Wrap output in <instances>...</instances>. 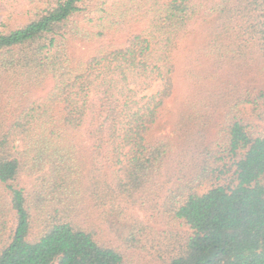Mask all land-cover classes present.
Wrapping results in <instances>:
<instances>
[{
  "label": "trees",
  "instance_id": "16d2710c",
  "mask_svg": "<svg viewBox=\"0 0 264 264\" xmlns=\"http://www.w3.org/2000/svg\"><path fill=\"white\" fill-rule=\"evenodd\" d=\"M0 17V264H121L77 218L88 196L188 226L171 264H264V0H0ZM198 33L181 79L208 87L177 101Z\"/></svg>",
  "mask_w": 264,
  "mask_h": 264
},
{
  "label": "rangeland",
  "instance_id": "374dc122",
  "mask_svg": "<svg viewBox=\"0 0 264 264\" xmlns=\"http://www.w3.org/2000/svg\"><path fill=\"white\" fill-rule=\"evenodd\" d=\"M202 39L203 34L198 33V35L189 38L188 44L186 43V46L181 48L177 57L179 72L185 57L188 55L196 56L197 45L202 42ZM92 50V45L86 46L79 41L75 43V55L87 56ZM199 57H202V61L206 65H211L209 57L203 56V54H199ZM224 71L225 69H223V73ZM177 76L180 79L176 93L178 97H175L177 101L186 93L199 92L208 87V84L192 83L187 80L185 83L182 82L181 72L177 73ZM25 89L29 91V95L32 93L31 88L25 87ZM10 91H14V88H11ZM170 104L171 102H169ZM243 110L248 113L249 106L244 105ZM213 119L217 120L219 116L213 114ZM258 124V128L264 131V122L258 121ZM168 130L169 126L166 125L160 129V132L168 133ZM209 131V135L214 133V129H209ZM23 181L28 183V179L23 178ZM147 207L122 205L115 210L96 204L94 199L88 196L82 202V206L79 207L77 218L83 227L92 229L91 231L99 239L122 254L121 264H171L172 258L183 251L190 229L188 226L165 216L157 208L151 210L150 207ZM14 226L15 219L10 217L7 222V229L9 227L10 231Z\"/></svg>",
  "mask_w": 264,
  "mask_h": 264
}]
</instances>
